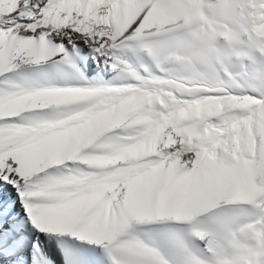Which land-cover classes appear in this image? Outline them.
I'll return each mask as SVG.
<instances>
[{"label":"snow or ice","instance_id":"1","mask_svg":"<svg viewBox=\"0 0 264 264\" xmlns=\"http://www.w3.org/2000/svg\"><path fill=\"white\" fill-rule=\"evenodd\" d=\"M0 264H264V0H0Z\"/></svg>","mask_w":264,"mask_h":264}]
</instances>
